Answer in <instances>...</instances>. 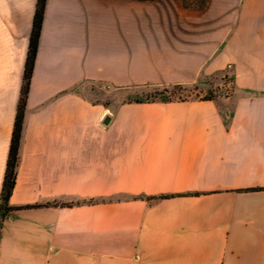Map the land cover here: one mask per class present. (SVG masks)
<instances>
[{"label":"crops","instance_id":"0c3cea01","mask_svg":"<svg viewBox=\"0 0 264 264\" xmlns=\"http://www.w3.org/2000/svg\"><path fill=\"white\" fill-rule=\"evenodd\" d=\"M36 1L0 0V191ZM216 1L230 25L182 39L146 24L149 1L46 0L9 205L105 202L9 212L0 264H264V191H244L264 188V0ZM226 69L229 109L80 92ZM159 195L189 196L134 200Z\"/></svg>","mask_w":264,"mask_h":264},{"label":"rangeland","instance_id":"374dc122","mask_svg":"<svg viewBox=\"0 0 264 264\" xmlns=\"http://www.w3.org/2000/svg\"><path fill=\"white\" fill-rule=\"evenodd\" d=\"M151 11L156 15L154 18H146V24L176 26L174 35L178 38L201 37L200 32L216 30L223 24V19L213 18L214 8L206 12L210 0H147ZM216 1V0H215ZM216 1L215 4H217ZM166 13H169L166 15ZM160 14V16H158ZM229 17V15H227ZM172 34H168L170 36ZM184 86V85H183ZM185 92L177 93V96L187 97L189 100L211 95L215 101L223 103L229 109L227 98L233 95L234 86L231 78V70L218 72L207 78L200 77L197 83L184 86ZM162 88L140 87L132 89H113L99 84L88 83L80 88L91 102H100L103 105H115L118 102L146 99V94ZM211 93V94H209ZM225 107V108H226Z\"/></svg>","mask_w":264,"mask_h":264},{"label":"trees","instance_id":"16d2710c","mask_svg":"<svg viewBox=\"0 0 264 264\" xmlns=\"http://www.w3.org/2000/svg\"><path fill=\"white\" fill-rule=\"evenodd\" d=\"M136 1H147V0H136ZM46 0H37L35 12L32 21V29L29 37V44L27 55L24 64V70L22 75V81L19 91V98L16 107V114L13 123V129L11 133L8 155L6 159L5 171L0 191V229L2 226L3 217L12 211L30 209V208H42V207H59V208H71L74 206L83 205H95L98 203H104L105 200L99 199H84L76 202H58L52 201L41 205H24V206H10L9 199L12 194L13 188L16 182V169L19 161V147L22 134V126L26 111V103L28 98V92L30 89V83L32 78V72L36 60V54L38 50L40 32L44 19ZM234 79L232 78V83ZM186 88L182 84H170L161 90H155L152 93L146 94V99L142 100H126L124 104H152V103H175V102H186L189 101L187 97L177 96V93L185 92ZM211 94V93H209ZM199 101H215V98L211 95L200 97ZM106 106V105H104ZM246 192H261L264 188H254L244 190ZM191 195V194H189ZM189 195H159V196H139L135 197L134 200H143L146 202H155L158 200L171 199L177 196H189ZM198 195V194H194Z\"/></svg>","mask_w":264,"mask_h":264},{"label":"water","instance_id":"95a60500","mask_svg":"<svg viewBox=\"0 0 264 264\" xmlns=\"http://www.w3.org/2000/svg\"><path fill=\"white\" fill-rule=\"evenodd\" d=\"M108 122H109V119L106 118V119L104 120V124H107Z\"/></svg>","mask_w":264,"mask_h":264}]
</instances>
